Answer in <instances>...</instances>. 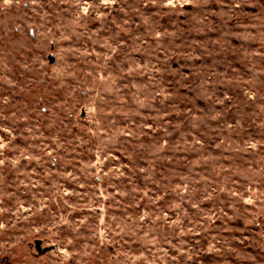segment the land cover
I'll list each match as a JSON object with an SVG mask.
<instances>
[{
    "label": "rangeland",
    "instance_id": "1",
    "mask_svg": "<svg viewBox=\"0 0 264 264\" xmlns=\"http://www.w3.org/2000/svg\"><path fill=\"white\" fill-rule=\"evenodd\" d=\"M0 264H264V0H0Z\"/></svg>",
    "mask_w": 264,
    "mask_h": 264
},
{
    "label": "water",
    "instance_id": "2",
    "mask_svg": "<svg viewBox=\"0 0 264 264\" xmlns=\"http://www.w3.org/2000/svg\"><path fill=\"white\" fill-rule=\"evenodd\" d=\"M52 61V60H51Z\"/></svg>",
    "mask_w": 264,
    "mask_h": 264
}]
</instances>
